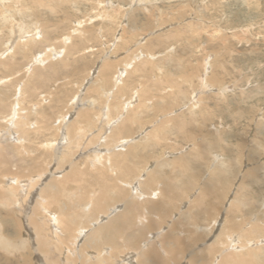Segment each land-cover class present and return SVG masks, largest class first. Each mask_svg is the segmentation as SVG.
<instances>
[{"label": "bare ground", "instance_id": "1", "mask_svg": "<svg viewBox=\"0 0 264 264\" xmlns=\"http://www.w3.org/2000/svg\"><path fill=\"white\" fill-rule=\"evenodd\" d=\"M5 3L0 0V6ZM119 10L111 8V14L103 15L104 20L116 17L114 30L124 25ZM12 20L6 8L0 9V22L9 23V32L15 34L6 51L16 46V53L32 48L34 40L42 38H38L39 27L31 31ZM81 24L77 21L71 34L62 36L58 48L49 45L34 56L30 49L26 70L42 59H57L61 50L68 57L70 49H77L68 40L85 37ZM196 26L185 40L202 29ZM124 29L114 37L111 53L98 63L91 79L81 85L76 97L67 99L73 101L62 104L66 110L57 112V123L47 113L51 101L55 102L50 92L46 97L36 87H18V97L13 99L15 92L10 95L0 85V163L26 171L1 174L0 211L12 206L21 216L27 232L21 240L30 244L38 264H264V235L257 234L264 233V191L248 193L251 183L244 180L252 177L255 182L264 161L247 165L249 169L239 173L233 187L227 173L238 158L214 153L216 144L208 140L209 134L191 139L194 142L183 160L180 155L188 148L170 154V161L158 157V152L153 154L170 135L182 133L186 139L190 134L184 125L188 128L195 119L181 111L169 114L185 105L195 118L204 94L212 91L208 64H203L202 75L193 72L192 65L181 64L177 72L168 70L166 62L152 60L157 53L144 54L140 46L133 47V40L141 35L135 34L136 29ZM158 37L153 34L144 40ZM163 53L156 57L174 55L170 48ZM253 151L254 144L247 155L252 157ZM24 155L29 160L20 158ZM81 157L98 174L96 183L89 185L84 172L77 169ZM32 163L41 166L31 168ZM243 189L246 192L238 197ZM1 223L0 216V227ZM16 251L0 231V253L19 257Z\"/></svg>", "mask_w": 264, "mask_h": 264}, {"label": "rangeland", "instance_id": "2", "mask_svg": "<svg viewBox=\"0 0 264 264\" xmlns=\"http://www.w3.org/2000/svg\"><path fill=\"white\" fill-rule=\"evenodd\" d=\"M4 1L6 3L2 4L0 9H7V15L13 19L11 23L17 22L31 31L35 26L39 27L41 34L38 38L42 37L34 40L32 48L20 49L21 51L16 53L19 49V46H16L14 50L6 51V44L11 43V38L15 34L9 32V23L0 22V78L4 79L0 81V85L4 86L10 95L15 92L13 99L18 97L16 89L18 87L21 89L36 87V92L43 93L46 97V93L50 92L51 100L54 96L55 102L51 101L47 107L50 110L46 112L52 116L50 121L57 123L55 115L64 109L61 107L62 104L72 95L76 97L81 85L84 86L86 81L91 79L92 73H95L98 63L111 53L112 46L116 43L114 38L116 34L123 28L129 31L136 29L135 34L141 35L133 40V47L140 46L144 54L157 53L152 58L153 61L156 60L160 64L166 62L168 65L166 69H172L174 72L180 70L181 64L192 65L193 72L200 75L203 73V66L208 64V76L212 77V91L204 94V100L200 110H196L195 118L186 110L185 105L169 114L174 116L177 115L176 112L181 111L180 114L183 116L195 119L188 128L184 125V130L190 132L188 137L183 139L182 133L177 136L170 135L166 141L157 145L153 154L158 152V157L170 161L173 159L170 154L188 148L180 155L183 160L194 142L191 139L200 140L203 134H209L208 140L217 145L212 146L215 147L214 153H220L225 158L230 155L238 158V164H234V168L229 169L230 173H227L228 183L232 186H235L240 179L239 173L241 174L246 167L249 169L248 166L261 165L264 161V0H19V3H15V0ZM111 8L120 9L118 12L120 23L124 24L123 28L119 25L118 29L114 30L116 17L104 20L103 15L106 12L111 14L109 11ZM159 18L163 23L158 21ZM77 21L82 22L81 26L86 28L85 37L82 40L74 36L67 44H76L78 50L70 49L68 57H65L64 50H61L57 59L56 57L53 60L42 59L41 64L26 70L30 62L31 55L28 53L30 49L34 56V53L37 54L49 45L62 46L60 43L62 36L70 33ZM196 25L202 29H197L198 34L193 35V39L185 40V37L192 35L190 30L196 28ZM129 31L124 37L129 35ZM153 34H159L158 39L144 40ZM121 42V39L117 41L118 44ZM167 43H170V47H167ZM167 48L172 49L174 55L156 57L158 53L163 55ZM64 61H67L66 65ZM193 79L197 83V78ZM46 97L43 101L45 105L50 99V96L47 99ZM148 113H152V107L148 108ZM160 117L158 116L153 123ZM148 124L152 125L151 122ZM196 127H199V131ZM34 141L38 142L39 139ZM225 144H228L229 148ZM253 144L255 147L253 152L256 154L251 157L247 152ZM123 149L116 148L120 151ZM20 158L29 160L26 155ZM76 164L79 167L77 169L84 172L85 175L82 177L89 185L96 183L99 176L85 157H81ZM39 166L40 163H32L29 167ZM4 171L26 173L21 167L0 163V176ZM45 174L47 175L48 171ZM257 175L259 178L256 176L258 179H255L258 181L255 182L252 181V177L244 179L251 183L247 189L248 193L262 188V192L264 191V169H259ZM60 177L58 175V178ZM231 185L229 189H233ZM228 191V194L233 192ZM244 192H246L244 189L243 192L238 191V197ZM8 208L10 210L0 211L1 235L17 248L15 253L21 254V257L0 253V264H25L26 261L27 264L28 261L30 264H38L35 263V256L31 255L30 244L21 240L27 234L21 216L12 206Z\"/></svg>", "mask_w": 264, "mask_h": 264}]
</instances>
